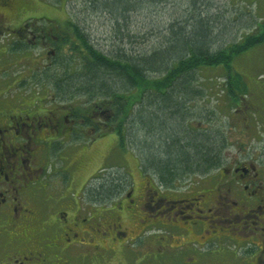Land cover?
<instances>
[{"label":"flooded vegetation","instance_id":"1","mask_svg":"<svg viewBox=\"0 0 264 264\" xmlns=\"http://www.w3.org/2000/svg\"><path fill=\"white\" fill-rule=\"evenodd\" d=\"M11 3L0 0V264H264V160L236 142L215 170L172 185L141 165L104 167L136 103L61 96L52 70L73 47L70 23H5Z\"/></svg>","mask_w":264,"mask_h":264},{"label":"rangeland","instance_id":"2","mask_svg":"<svg viewBox=\"0 0 264 264\" xmlns=\"http://www.w3.org/2000/svg\"><path fill=\"white\" fill-rule=\"evenodd\" d=\"M213 4L215 7L211 12L218 18L217 26L215 25V34H219L218 48L240 42L246 35L258 31V26H262L264 22V0H214ZM143 5H139L137 9L124 16L108 12L90 0H12L9 11L2 10L7 14L5 23L14 24L24 20L39 19L41 20L39 25L49 22L62 26L66 25L68 21L74 34L72 40L74 39L76 43L81 42L75 37L77 29L85 36L86 43L99 53L102 52L110 58H120V56L123 58L134 57V55L145 56L165 43V39H163L167 34L165 23L169 20V15L175 13L176 7L163 9ZM178 15L179 13L176 12L175 16ZM70 42L72 43V41ZM85 49L84 46V51ZM57 58L52 70L53 79L51 82H54V85L59 84L61 89L55 91L63 97L70 96L71 93H82L83 86L88 87L89 85L86 81L87 77L82 80L84 76L82 72L85 69L83 52L71 46L69 54L62 55L61 53ZM38 64H40L39 56ZM231 65L232 69L239 73L240 79H244L243 85L236 83L237 86L242 85L241 88L229 84L231 79L227 75V69L222 65L210 68L202 67L196 73L195 83L198 88L201 87L203 94L200 96L191 94L189 99H187L189 96H183V99L179 98L177 100L179 107L174 109L176 114L172 112L176 115L174 122L169 119L166 125L162 124L165 120L160 116L164 114L162 111L164 105L159 104L156 95L149 94L148 99L152 101V106L149 105L148 99L145 102V98L136 101L138 108L133 114L134 117L140 110L156 113L161 108L162 114H158L160 120L157 122L150 119L151 124L148 125L150 126L148 129L141 126V122L134 123L133 129L127 133L126 144L116 146V153L109 156L106 163L103 164L101 160L93 163L94 170L99 169L102 164L104 167L113 166L114 168L124 165L126 170L130 169L134 174H137L139 173L138 167L141 165L144 170L158 172V168L153 162L154 166L151 165V161L147 160L151 157L162 160L165 157L167 149L162 146L167 135H170L173 130L177 131L181 137L199 138L202 134H207L211 137V142L216 141L214 140L216 138L223 142L224 138L227 139L222 151L223 157L226 154L235 156L240 144L242 146L240 155L246 156L249 153L253 157L260 156L264 160V42L237 55ZM55 69L57 70L54 71ZM234 71H232L233 77H237ZM162 74V72L148 71L147 75H150L151 79H155ZM38 77L47 79L46 75L40 74ZM106 80L109 81L110 78ZM232 80L235 83L237 79L232 78ZM30 84L31 82L26 84L25 91L28 90ZM119 85L120 87L125 86ZM146 85H150V83L147 82ZM230 87L237 93H239V89L243 90L238 94L240 98L233 99L229 95ZM142 88L138 86L127 93L128 96H131L127 102L133 103L136 98H139ZM184 100H186L185 103ZM166 113L168 114L170 111H166ZM193 120L203 121L206 129L202 131L192 129L188 123ZM228 142H231L233 146ZM107 143L108 141L95 146V148L100 151L99 153L110 152V146H106L109 145ZM139 145L145 152L141 151ZM175 150L177 148L170 147L168 149L172 155L176 156ZM220 163L204 174L215 170ZM176 168L171 175H178L172 178L171 185L181 184L204 175L198 170L194 172L193 169H196L194 165ZM118 171L122 172L123 170Z\"/></svg>","mask_w":264,"mask_h":264},{"label":"trees","instance_id":"3","mask_svg":"<svg viewBox=\"0 0 264 264\" xmlns=\"http://www.w3.org/2000/svg\"><path fill=\"white\" fill-rule=\"evenodd\" d=\"M94 4L101 6L104 10L119 16H124L126 13L132 12L137 9L139 5L153 7H161L165 9H171L170 7H176V11L169 15V20L165 23V29L167 34L163 37L165 43L155 50H152L145 56L134 57H112L99 53L92 46L86 43V38L81 32L76 29V38L81 42H75L72 44L74 49H80V52L84 54V64L87 65V86H83L88 90L90 94H101L107 96H115L116 100H120L119 103L124 108L125 103L131 97L127 93H130L132 89L139 86L141 93L136 101H140L141 98H145L147 102L149 94L156 95L159 104L164 105V114L161 112V108L156 113L148 112L146 110H140L136 112L134 123L141 122V126L145 128L150 127L151 121H159L158 114H162L161 118L165 121L162 124L170 120L175 121L176 111L174 110L178 104V99L183 96H189L191 94H203V91L196 86V73L202 69V67H219L222 65L227 69L229 84L234 85L236 88L243 85V80L240 79L239 73L232 69V61L235 57L244 51L252 49V47L262 44L264 42V22L262 26H258L255 32L243 37L240 42L231 43L225 47L218 48L219 34H215L218 18L213 15L211 10L215 7L214 0H90ZM120 12V13H119ZM176 12L179 13L175 16ZM117 15V16H118ZM120 18V17H119ZM216 25V26H215ZM71 26V24L69 25ZM83 44V45H81ZM84 46L86 47L84 51ZM217 47V48H216ZM148 71L162 72L163 74L155 79H151ZM237 77H233V72ZM110 78L109 81L106 79ZM232 78L237 79L234 83ZM113 80V81H112ZM150 85H146V83ZM237 84H241L237 86ZM121 84L124 87H120ZM229 88V95L233 99H238L239 93L242 89H239V93ZM177 96V98H175ZM240 98V97H239ZM186 99V100H187ZM232 99V100H233ZM184 100L183 102L185 103ZM149 105L152 106V101L148 99ZM170 111V113H166ZM175 112V114H172ZM166 115V116H165ZM174 116V117H173ZM145 119V122H143ZM151 119V121H150ZM184 120V119H183ZM203 121H191L189 126L196 130H205ZM194 124V125H193ZM133 129V128H132ZM170 129V127H169ZM211 137L207 134H202L201 137H181L177 131L167 135L164 140L166 153L165 157L161 160L157 158H147V161H151V165H155L158 168V174L162 180L171 185L172 178L176 175H171L176 167L195 166L194 172H207L210 171L218 164L223 155V147L225 144L221 139H214L216 141L211 142ZM123 144V142H122ZM170 147L177 148L175 150L176 156L172 155L171 151H168ZM142 152H145L139 145ZM174 154V153H173ZM153 162V164H152ZM149 163V164H150ZM153 165V166H154ZM177 169V168H176ZM188 169V170H191Z\"/></svg>","mask_w":264,"mask_h":264}]
</instances>
